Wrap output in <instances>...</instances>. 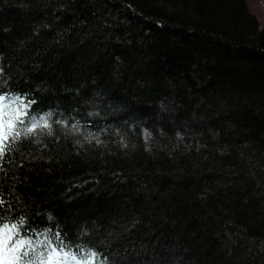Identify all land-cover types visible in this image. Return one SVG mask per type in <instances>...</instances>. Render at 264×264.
Here are the masks:
<instances>
[{"label":"trees","instance_id":"16d2710c","mask_svg":"<svg viewBox=\"0 0 264 264\" xmlns=\"http://www.w3.org/2000/svg\"><path fill=\"white\" fill-rule=\"evenodd\" d=\"M0 68V91L53 113L0 162L23 231L96 264H264V28L246 0H0Z\"/></svg>","mask_w":264,"mask_h":264},{"label":"snow or ice","instance_id":"6c2138e0","mask_svg":"<svg viewBox=\"0 0 264 264\" xmlns=\"http://www.w3.org/2000/svg\"><path fill=\"white\" fill-rule=\"evenodd\" d=\"M2 71L0 68V73ZM34 104L36 100L29 99L28 93L0 91V162L10 145L22 144L38 130L47 129L51 135L53 113L38 114L33 110ZM56 123L68 126L66 121ZM77 124L72 127L76 128ZM11 211L12 206L3 198L0 189V264H96L99 255L96 251L66 243L59 231L53 234L51 229L37 232L29 228L25 232L26 218L21 216L17 218L18 222H11ZM48 219L53 217L49 215Z\"/></svg>","mask_w":264,"mask_h":264},{"label":"rangeland","instance_id":"374dc122","mask_svg":"<svg viewBox=\"0 0 264 264\" xmlns=\"http://www.w3.org/2000/svg\"><path fill=\"white\" fill-rule=\"evenodd\" d=\"M251 13L258 19L261 28H264V0H246Z\"/></svg>","mask_w":264,"mask_h":264}]
</instances>
